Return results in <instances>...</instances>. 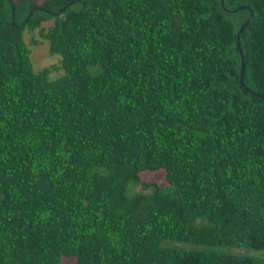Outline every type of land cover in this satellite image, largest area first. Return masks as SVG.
<instances>
[{
  "label": "trees",
  "instance_id": "obj_1",
  "mask_svg": "<svg viewBox=\"0 0 264 264\" xmlns=\"http://www.w3.org/2000/svg\"><path fill=\"white\" fill-rule=\"evenodd\" d=\"M240 7L264 98V0H0V264H264L163 245L264 251ZM25 31L57 65L34 69Z\"/></svg>",
  "mask_w": 264,
  "mask_h": 264
},
{
  "label": "rangeland",
  "instance_id": "obj_2",
  "mask_svg": "<svg viewBox=\"0 0 264 264\" xmlns=\"http://www.w3.org/2000/svg\"><path fill=\"white\" fill-rule=\"evenodd\" d=\"M51 25V22L44 23V27H48ZM37 32V31H36ZM35 38L38 40L33 45H29L30 50V60L35 70H40L45 67H50L52 65H57L59 61L58 56H51L48 54V43L46 41H39V37L36 33H26V31L22 34V39L27 44H29L30 40ZM57 73L50 74L49 77L57 76ZM140 178L142 182H156L159 185H164L165 175L163 172L156 173H141ZM164 246L168 247H178L184 249L205 251V252H216V253H247L254 256L264 257V251H253V250H244L237 249L233 247H225V246H202V245H193L185 242H175V241H164ZM63 264H73V261L70 259H64Z\"/></svg>",
  "mask_w": 264,
  "mask_h": 264
},
{
  "label": "water",
  "instance_id": "obj_3",
  "mask_svg": "<svg viewBox=\"0 0 264 264\" xmlns=\"http://www.w3.org/2000/svg\"><path fill=\"white\" fill-rule=\"evenodd\" d=\"M220 3L221 5L223 4V0H220ZM242 10H247L249 12V18L247 19V21L242 25V27L239 29V31L237 32V35H236V41H237V48H238V51H239V55H240V59H241V67H240V75H239V83H240V86L242 87V89L244 91H246L247 93H249L250 95H253V96H257L259 98H261L264 102V98L263 97H260L259 95H257L256 93H253L252 91L248 90L245 85H244V82H243V72H244V61H243V54H242V51L240 50V44H239V39H240V33L242 32V30L244 29V27L246 26L247 23H249L252 18H253V12L250 8L248 7H240L238 9H236L235 11H242Z\"/></svg>",
  "mask_w": 264,
  "mask_h": 264
}]
</instances>
